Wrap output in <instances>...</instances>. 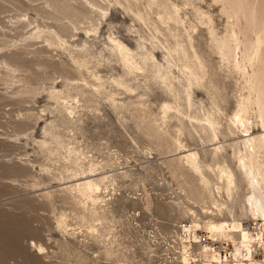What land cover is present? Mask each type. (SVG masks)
Segmentation results:
<instances>
[{"label": "rangeland", "instance_id": "obj_1", "mask_svg": "<svg viewBox=\"0 0 264 264\" xmlns=\"http://www.w3.org/2000/svg\"><path fill=\"white\" fill-rule=\"evenodd\" d=\"M123 1H102L110 8L98 20L75 3L77 10L70 11L64 3L51 7L48 0H0V264H184L185 253L198 257L197 250L181 246L179 223L206 232L203 222L211 216L232 219L226 211L214 216L202 211L212 209L208 194L178 168L172 136L180 124L172 119L169 133L163 134L161 105L173 99L165 94L157 70L148 62L143 74L130 75L106 49L112 34L138 60L153 54L185 96L178 68L183 61L175 50L187 38L173 36L174 27L169 31L158 22L145 0L136 2L144 19L134 15V0ZM192 1L223 34L227 17L221 7L233 13L238 0ZM255 1L264 7V0ZM181 7L184 17L198 25L190 31L192 39L218 82L215 97L211 88L190 89L192 109L217 114L216 98L226 113L219 125L225 135L210 141L186 126L181 139L207 163H212L209 153L215 145L225 146L234 187L230 197L223 191L217 199L233 219L250 222L257 235L246 210L247 180L228 146L236 135L227 117L236 109L241 80L228 75L191 7ZM53 30L68 39L69 48L52 44L55 37L48 32ZM79 48L85 49V58L73 52ZM72 56L84 58L86 68L76 69ZM93 74L102 82L99 91L91 85ZM254 126L255 133L262 130ZM209 176L214 184V173ZM87 179L99 184L97 201L76 192V183ZM253 247L255 259L264 264V245Z\"/></svg>", "mask_w": 264, "mask_h": 264}, {"label": "bare ground", "instance_id": "obj_2", "mask_svg": "<svg viewBox=\"0 0 264 264\" xmlns=\"http://www.w3.org/2000/svg\"><path fill=\"white\" fill-rule=\"evenodd\" d=\"M48 1L50 6L52 5L51 7L54 8L64 3L67 8H72L70 11L77 10L74 6L75 3L77 7L79 5L85 11L89 12L87 14L95 13L94 15L97 16L98 20L105 17L110 8L109 3L108 5L106 4L107 6H104L105 4L102 3L104 0ZM124 1L127 2L128 0ZM145 1L148 10L155 15L158 22L160 21L166 25L169 31L171 30V26L174 27L177 33L173 34V36L177 35L184 39L187 38L186 45L179 44L175 50L183 61L182 65L178 66V68L187 86L186 95H179L175 83L176 77L168 72H162L161 70L163 69L155 62L156 57L153 54H151L150 58L142 56L138 60L132 51L133 49L112 34L108 36L110 46L106 48L109 57L112 56L116 59L121 64L123 70L127 71L130 75H135V77L143 74L147 70L148 62L150 63L149 67L152 66L157 70L158 78L162 83L165 94L173 99V101H167L168 99L164 100L161 105L163 134L167 136L169 133L168 127L172 119L177 120L180 124V127L173 126L176 128H174L175 133L172 136L175 151L179 155L176 159L178 168L181 171H188L193 178L200 182L202 191L208 194L212 209H204L202 211L213 216L222 215L226 211L232 217L229 220H215L211 216L203 222V229L212 237L222 238L232 242V257L234 261H237L239 264H260L258 263L259 260L257 261L253 257V244L259 243L264 245V235L262 234V230H264V7L258 6L255 0H238L237 9L233 13H229L225 9V6L222 5L221 11L226 14L227 23L225 32L219 34L215 30L213 26L214 21L208 12L201 10V7H197L192 0H181V6L184 9L186 5L190 6L197 23L207 28L209 43L220 56L222 66L228 71V75H234L241 80L236 109L227 117V126L230 132L236 135L235 138L231 139L228 146L232 150V156L238 162L240 171L247 180L248 194L245 197V204L247 212L252 216L251 219L254 220L255 228L253 227V229L258 231V234L255 235L250 222H239L233 219L232 211L224 202H219L217 199V197L221 198L223 191L227 197H230L234 187L235 175L225 161V146L220 145V143L217 145L214 144L215 146L209 153L212 158V163H207L204 158H201L197 149H187V145L181 139L183 135L182 128L186 126H190L197 132L200 130L210 141L218 139L219 134L225 135L224 130L219 125L220 120L226 116V113L216 98L214 104L217 114H215V111L210 110L197 114L192 109L193 98L190 89L195 93L194 87L211 88V93L214 97L218 94L216 74L211 70H206L207 64L203 60L202 55L199 54L190 33V31L196 32L198 25L194 20L184 17L186 14L182 12V7L177 0ZM134 2L137 11L134 15L138 18H143L140 13L141 10L139 9L140 3L136 4L139 1L134 0ZM119 3L121 2L119 1ZM49 4L47 5L49 6ZM48 33L55 37L53 41L51 40L53 45L57 47L61 46L63 49H67L70 46L68 39L67 41L66 39H61L60 33L58 34L54 30ZM51 36L48 35L47 38L52 39ZM145 37L144 39L146 40ZM84 50L79 48L73 52H77L79 55L83 54L82 56L85 58L86 55L84 54L86 51ZM75 57L72 56V61L75 65L77 64V67L79 66L76 69L79 70L80 68L81 70V67L86 68V60ZM90 59L92 58L90 57ZM92 78L94 82L91 85L95 91H99L102 83L100 77L93 74ZM254 125H260L262 130L255 133L253 131ZM188 135L191 137V130L188 131ZM209 172L214 173L216 177L214 184L211 182ZM76 188V192L78 191L81 196L90 198L92 201H97L96 199H98L99 195H97V192L100 187L94 179L81 180V182L76 183ZM190 211V214L196 216L195 211ZM191 227H194L192 223ZM194 239L196 240V236H194ZM40 249L42 247L38 246V252ZM199 255L202 257V264H209L211 261L218 260V254L208 253L206 249L201 248ZM190 258V254L185 253L182 258L184 264H188L190 260L192 261Z\"/></svg>", "mask_w": 264, "mask_h": 264}, {"label": "built area", "instance_id": "obj_3", "mask_svg": "<svg viewBox=\"0 0 264 264\" xmlns=\"http://www.w3.org/2000/svg\"><path fill=\"white\" fill-rule=\"evenodd\" d=\"M175 229L182 235V245L189 251L197 250L196 257L192 259V264H202V257L199 255V250L206 249L208 253L218 254L217 261H211L209 264H239L232 259V252L230 251V244L228 240L217 239L212 237L208 232L200 231L199 229L193 230L190 222H181ZM196 236V240L194 239ZM256 252L254 253V257Z\"/></svg>", "mask_w": 264, "mask_h": 264}]
</instances>
